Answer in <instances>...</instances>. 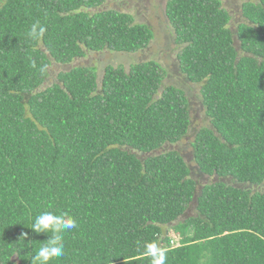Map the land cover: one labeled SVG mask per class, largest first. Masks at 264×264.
<instances>
[{"label": "trees", "instance_id": "trees-1", "mask_svg": "<svg viewBox=\"0 0 264 264\" xmlns=\"http://www.w3.org/2000/svg\"><path fill=\"white\" fill-rule=\"evenodd\" d=\"M106 1L0 0V264H31L43 211L78 223L50 264H151V242L166 264H264V0H245L235 31L220 0H167L180 83L149 61L99 83L73 66L46 86L52 64L149 46L151 27L97 12ZM188 138L194 166L162 151ZM25 232L33 243L11 256Z\"/></svg>", "mask_w": 264, "mask_h": 264}, {"label": "rangeland", "instance_id": "rangeland-1", "mask_svg": "<svg viewBox=\"0 0 264 264\" xmlns=\"http://www.w3.org/2000/svg\"><path fill=\"white\" fill-rule=\"evenodd\" d=\"M223 8L227 9L231 22L229 28L231 31H235L237 25L245 21L242 17L241 8L245 0H220ZM167 0H125V1H115L107 0L101 7L97 9L102 10H117L130 14L134 22L145 23L151 27L153 30L154 38L150 42L149 46L140 50L136 53H117L110 52L108 50H103L101 52H88L83 58H76L71 61L69 65H59L52 64L48 68V78L46 81V86L51 85L56 82L57 75L60 72H65L71 69V67L85 66L95 69V75L98 83L100 82L104 68L107 66H122L126 70L129 69L130 65L135 63L154 61L162 65L167 71L169 82L177 84L181 82L180 74L177 70V60L176 55L178 52V47L174 42V35L172 28L170 27L168 20L165 16V5ZM91 12H94L91 10ZM53 63V62H52ZM183 80V78H182ZM197 88L190 90L189 95L191 100L195 98ZM191 126L200 127L205 125L203 109L200 104L192 102L191 107ZM190 139H184L181 142L170 147L167 146L162 149L164 150H174L178 151L186 159L187 163L194 166L195 163L191 158V147L189 145ZM255 189V188H254ZM260 191L264 192V188L261 187ZM194 215V208L189 209L186 215ZM165 234L171 239L178 238L175 230L173 228H167ZM176 242H174L175 244Z\"/></svg>", "mask_w": 264, "mask_h": 264}, {"label": "clouds", "instance_id": "clouds-1", "mask_svg": "<svg viewBox=\"0 0 264 264\" xmlns=\"http://www.w3.org/2000/svg\"><path fill=\"white\" fill-rule=\"evenodd\" d=\"M46 31L45 27L34 23L27 35L32 39H37ZM35 66V65H33ZM44 69H41L43 71ZM78 227L77 220L68 211H43L36 215L29 227L31 232L40 235L46 234L47 239L39 243L28 258L31 264H50L56 258H62L65 252V236ZM23 242L24 247L13 250L11 256L19 255V250L28 248L33 242L29 239V233H22L19 242ZM27 241V243H25ZM145 255L151 258V264H166L167 253L160 248L157 243L151 242L144 246ZM10 256V257H11Z\"/></svg>", "mask_w": 264, "mask_h": 264}]
</instances>
